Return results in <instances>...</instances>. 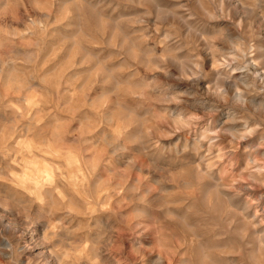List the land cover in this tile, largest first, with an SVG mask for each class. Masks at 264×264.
Returning a JSON list of instances; mask_svg holds the SVG:
<instances>
[{
	"label": "clouds",
	"instance_id": "clouds-1",
	"mask_svg": "<svg viewBox=\"0 0 264 264\" xmlns=\"http://www.w3.org/2000/svg\"><path fill=\"white\" fill-rule=\"evenodd\" d=\"M0 264H264V0H0Z\"/></svg>",
	"mask_w": 264,
	"mask_h": 264
}]
</instances>
